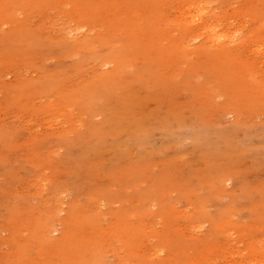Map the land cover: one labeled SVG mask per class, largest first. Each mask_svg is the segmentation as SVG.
<instances>
[{
  "label": "rangeland",
  "instance_id": "1",
  "mask_svg": "<svg viewBox=\"0 0 264 264\" xmlns=\"http://www.w3.org/2000/svg\"><path fill=\"white\" fill-rule=\"evenodd\" d=\"M0 264H264V0H0Z\"/></svg>",
  "mask_w": 264,
  "mask_h": 264
}]
</instances>
